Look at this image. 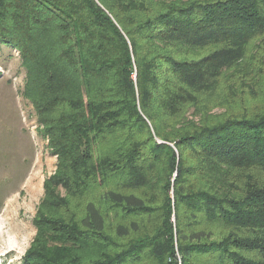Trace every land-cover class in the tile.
<instances>
[{"label": "trees", "instance_id": "obj_1", "mask_svg": "<svg viewBox=\"0 0 264 264\" xmlns=\"http://www.w3.org/2000/svg\"><path fill=\"white\" fill-rule=\"evenodd\" d=\"M0 37L65 192L33 264H264V0H0Z\"/></svg>", "mask_w": 264, "mask_h": 264}, {"label": "rangeland", "instance_id": "obj_2", "mask_svg": "<svg viewBox=\"0 0 264 264\" xmlns=\"http://www.w3.org/2000/svg\"><path fill=\"white\" fill-rule=\"evenodd\" d=\"M7 40L0 37V264H33L35 220L54 212L65 192L49 183L57 158L26 95L20 52ZM75 204L70 210L80 213Z\"/></svg>", "mask_w": 264, "mask_h": 264}]
</instances>
